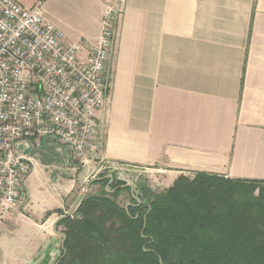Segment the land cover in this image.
Segmentation results:
<instances>
[{
	"label": "crops",
	"instance_id": "1",
	"mask_svg": "<svg viewBox=\"0 0 264 264\" xmlns=\"http://www.w3.org/2000/svg\"><path fill=\"white\" fill-rule=\"evenodd\" d=\"M16 1H41L66 41L95 40L105 5L122 9L108 97L97 113V151L83 167L69 164L68 187L60 179L51 184L54 204L38 217L66 209L78 182L118 164L154 172L158 190L197 171L264 182V0ZM28 153L30 172L37 168L50 184L46 168L53 165ZM52 215L25 219L38 239L0 264H56L61 236L52 226L60 216Z\"/></svg>",
	"mask_w": 264,
	"mask_h": 264
},
{
	"label": "built area",
	"instance_id": "2",
	"mask_svg": "<svg viewBox=\"0 0 264 264\" xmlns=\"http://www.w3.org/2000/svg\"><path fill=\"white\" fill-rule=\"evenodd\" d=\"M121 11L105 5L95 40L66 41L41 1L0 0V228L27 203L32 143L54 139L80 167L97 151Z\"/></svg>",
	"mask_w": 264,
	"mask_h": 264
},
{
	"label": "trees",
	"instance_id": "3",
	"mask_svg": "<svg viewBox=\"0 0 264 264\" xmlns=\"http://www.w3.org/2000/svg\"><path fill=\"white\" fill-rule=\"evenodd\" d=\"M112 176L109 189L125 184ZM108 181L56 221V264H264V182L197 171L160 191L138 185L141 204L124 208L116 198L130 188L109 193Z\"/></svg>",
	"mask_w": 264,
	"mask_h": 264
},
{
	"label": "rangeland",
	"instance_id": "4",
	"mask_svg": "<svg viewBox=\"0 0 264 264\" xmlns=\"http://www.w3.org/2000/svg\"><path fill=\"white\" fill-rule=\"evenodd\" d=\"M28 151L35 159L39 160L40 162H50L53 165V167L51 166L50 169L46 168V171H49V174L47 173V176L51 175L50 184L49 182H47V179L45 181L42 172L37 170V168L31 171L30 174L26 177L24 181V188L28 193L27 203L23 206V209H21V211H18L16 212V214L12 215L9 220L0 228V262L15 258L22 252L24 246L26 245L25 243L33 244L34 240L38 239L37 227L29 225L28 220H25L30 219V215L34 216L30 220L37 222L45 219L50 214H53V217L67 214L70 208V204L76 199L78 194H82L80 198V200H82L85 197L99 195L103 189V185L97 183L90 184L87 191H82V188L85 184L78 182L75 188H73V197L69 201L70 203L68 202L67 205H64V208L66 209L54 210L53 213L49 211L50 213H44L45 215H43V217H38L39 212L54 204L52 198L54 197L53 195L55 194V191L51 184H55L56 180L60 179L67 183L66 186L68 187V185H70L69 180L72 177L71 174H69V164H75L76 168H80V166L74 162L68 161L67 150L54 139H48L43 143H32V146ZM115 167V169H112L113 171L109 172L107 168H103L99 171L98 174H105L108 172L109 174L111 173L115 176L116 181L131 183L134 187V194L137 197L138 192L136 190V187L138 185L149 187L153 191H160L158 190L157 182L154 181L152 177V173L154 172L148 171L149 169L134 167L126 164H118L115 165ZM185 176H189L191 178L194 176V174ZM253 193L254 195H257L258 188L254 189ZM116 201L123 207L125 206L126 202H130L131 195L129 193V190L124 189L118 195ZM75 210L76 209H73V211L70 213L71 217L75 215ZM47 213L49 214L47 215ZM58 230L62 231V227H59Z\"/></svg>",
	"mask_w": 264,
	"mask_h": 264
},
{
	"label": "water",
	"instance_id": "5",
	"mask_svg": "<svg viewBox=\"0 0 264 264\" xmlns=\"http://www.w3.org/2000/svg\"><path fill=\"white\" fill-rule=\"evenodd\" d=\"M105 178H108L109 181L108 183L105 185V190L108 191V192H114L117 188L119 187H129L130 188V195H131V198L134 199L136 201V204L135 205H140L141 204V201L139 200V198H137V196L134 194V187L131 183H125L123 185H120L119 187H116L114 189H109V186L113 180V176L112 175H105V176H102V177H95V178H92L91 180L88 181V183L84 186L83 188V191H87V189L89 188L90 184L95 181V180H104ZM81 195L80 194L77 198V201L75 202V204L69 209L68 212H72L73 209L75 208V206L78 204V202L80 201V198H81ZM131 204L130 202L126 203V205L124 206V208H127V206ZM59 219V218H58ZM57 219V220H58ZM52 229H53V232L59 236H61V249L63 248V242H64V239H65V234L62 232V231H59L57 228H56V221L55 223H53V226H52ZM161 262V261H160Z\"/></svg>",
	"mask_w": 264,
	"mask_h": 264
}]
</instances>
